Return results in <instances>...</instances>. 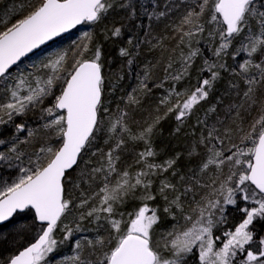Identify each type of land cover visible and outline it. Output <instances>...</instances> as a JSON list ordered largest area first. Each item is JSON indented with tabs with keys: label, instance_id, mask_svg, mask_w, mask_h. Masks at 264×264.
Wrapping results in <instances>:
<instances>
[{
	"label": "snow or ice",
	"instance_id": "1",
	"mask_svg": "<svg viewBox=\"0 0 264 264\" xmlns=\"http://www.w3.org/2000/svg\"><path fill=\"white\" fill-rule=\"evenodd\" d=\"M117 11L148 26L110 88L91 31L21 68ZM170 116L193 121L183 170L154 144ZM54 261L264 264V0H0V264Z\"/></svg>",
	"mask_w": 264,
	"mask_h": 264
},
{
	"label": "trees",
	"instance_id": "2",
	"mask_svg": "<svg viewBox=\"0 0 264 264\" xmlns=\"http://www.w3.org/2000/svg\"><path fill=\"white\" fill-rule=\"evenodd\" d=\"M123 18L122 26L124 28H127L126 32L130 31V34L123 38H106V33L101 28L104 26L112 28L113 25L120 26L119 23L120 20ZM147 21L144 20L139 15L134 19H128L126 15L122 12H114L111 14L108 19L104 22V24L97 25V26H82L79 29H77L72 34L68 35L67 37L57 41L56 43L50 45L49 47L43 49L39 53L35 54L34 56L30 57L28 60H26L22 65L21 68H27L28 70H31V65L33 63H38L41 58H44L45 55L48 53H51L53 50H62L68 48L70 45H72L75 40H72V38L79 36L81 37L82 33L85 31H91L94 36L97 44H99L102 47V60L104 63V73L108 75V81H111L113 79V76L117 73H126L127 69L124 67V59H122L119 55V51L121 48H131V45L128 44V38H133L135 42V38L140 36L143 31L147 28ZM109 28V29H111ZM44 56V57H43ZM228 64L233 65V61L231 58L228 59ZM123 69V73L121 70ZM196 74L193 73V77ZM110 79V80H109ZM194 79V78H193ZM228 80H229V73L223 72L222 78L216 83L215 89L210 97L209 103H214L215 100L223 95L225 93V90L228 86ZM107 84V83H106ZM195 84V83H193ZM120 89L112 93L110 90L106 93V102L111 103V99L109 97L114 96L117 100L119 99V96L123 94L125 91H129L131 86L133 85V81L129 79L127 76H125V79L120 82ZM106 87L110 86L107 84ZM194 120V118H193ZM192 120L188 122V125H186L180 132H177L176 129V121L174 117H168L165 120H162L156 137L154 138V144L157 148V150L161 154V158L169 157V156H175L177 153L181 154L182 159L178 161V164L180 166V169L183 170L184 167L187 165L188 161L185 158L187 154L188 147L191 143L192 137L190 134V125L192 124ZM229 217V221L231 223H234L239 220L240 214L234 210L232 212V208L228 210L227 213ZM30 217V214H29ZM72 217H69V220H71ZM26 223H31L30 219L26 220ZM231 223L229 225H226L225 227H230ZM86 231L83 233H77V238L81 236H94L95 232L93 230L92 225H86ZM260 225H257V231H260ZM70 252V246L64 245L61 247L60 252H58L56 255V260L62 259L64 255H69ZM63 254V255H61Z\"/></svg>",
	"mask_w": 264,
	"mask_h": 264
},
{
	"label": "rangeland",
	"instance_id": "3",
	"mask_svg": "<svg viewBox=\"0 0 264 264\" xmlns=\"http://www.w3.org/2000/svg\"><path fill=\"white\" fill-rule=\"evenodd\" d=\"M5 2H7V0H5ZM123 18L120 20V22L119 23H121V24H119L120 25V27L122 28V36H121V38H123V37H125L126 35L128 36L129 34H130V31L129 32H126L127 31V28H124L123 26H122V23H123ZM108 28H111V26L110 27H108ZM102 30H104V26L101 28ZM79 39V36H76V37H74V38H72V40H75V41H77ZM95 43H97L96 42V40H95ZM55 51H57V50H53L51 53H48L47 55H45V57L46 56H48V55H51L53 52H55ZM44 57V56H43ZM121 57V56H120ZM122 58V57H121ZM41 59H43V58H41ZM122 59H124V58H122ZM105 68V67H104ZM106 83H107V81H108V75L106 74ZM110 80V79H109ZM192 83H196V79H195V76H194V79L192 80ZM107 85V84H106ZM229 209H231V207H229ZM228 209V210H229ZM232 212H234V209H232ZM170 221L169 222H167V224L165 225V226H168V225H170ZM71 254V252H69V255ZM58 260H60V259H58ZM57 260V261H58ZM54 264H56V261H54Z\"/></svg>",
	"mask_w": 264,
	"mask_h": 264
},
{
	"label": "water",
	"instance_id": "4",
	"mask_svg": "<svg viewBox=\"0 0 264 264\" xmlns=\"http://www.w3.org/2000/svg\"><path fill=\"white\" fill-rule=\"evenodd\" d=\"M82 26H83V25H82ZM82 26H79V27H78V29H79L80 27H82ZM76 30H77V29H74V30H72L70 33H67V34L63 35L62 37H60V38H57V40H56V41H54V42H50V44H49V45H46V46H44V48H43V49H45V48L49 47L50 45H52V44L56 43L57 41H59V40H61V39H63V38H65V37H67L68 35L72 34V33H73V32H75ZM43 49H41V50H37L35 54L39 53V52H40V51H42ZM35 54H32V55H30V57L34 56ZM30 57H29V58H30ZM29 58H25V59H24V61H23V63H24L26 60H28Z\"/></svg>",
	"mask_w": 264,
	"mask_h": 264
}]
</instances>
